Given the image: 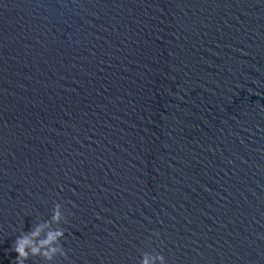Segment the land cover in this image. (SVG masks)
<instances>
[{
  "label": "water",
  "instance_id": "1",
  "mask_svg": "<svg viewBox=\"0 0 264 264\" xmlns=\"http://www.w3.org/2000/svg\"><path fill=\"white\" fill-rule=\"evenodd\" d=\"M56 203L55 264H264V0H0V264Z\"/></svg>",
  "mask_w": 264,
  "mask_h": 264
},
{
  "label": "clouds",
  "instance_id": "2",
  "mask_svg": "<svg viewBox=\"0 0 264 264\" xmlns=\"http://www.w3.org/2000/svg\"><path fill=\"white\" fill-rule=\"evenodd\" d=\"M67 222L63 206L56 203L50 219L33 224L31 231L22 232L17 237L12 248L18 253L15 264H26L33 259H42L45 264H55L58 257L66 259L67 253L61 241L65 239V229L62 225ZM139 264H168V262L159 253L145 252Z\"/></svg>",
  "mask_w": 264,
  "mask_h": 264
}]
</instances>
